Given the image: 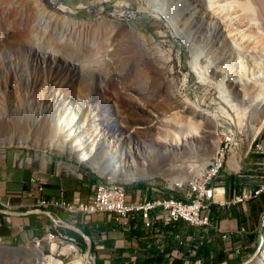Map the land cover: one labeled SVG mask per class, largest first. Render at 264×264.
<instances>
[{"label": "rangeland", "instance_id": "374dc122", "mask_svg": "<svg viewBox=\"0 0 264 264\" xmlns=\"http://www.w3.org/2000/svg\"><path fill=\"white\" fill-rule=\"evenodd\" d=\"M38 1L44 6V1H46L57 10H50L45 6L46 11L44 12L40 9L42 8L40 5H34V0H0V78L4 80L7 77L6 74L2 73L3 71H14L18 80L22 81L36 64L44 68L51 65L53 69H57L55 66L61 64V55L67 62L66 65L63 64V67L67 66L72 69L70 62L76 61L75 63H78L77 72L73 77L77 76L72 79L71 74L69 76L65 75L63 72L65 69H61L59 72L54 71V74L49 72L43 74L37 71L38 81L34 87L24 89L20 84L19 87L17 85L16 90L10 89L12 95L2 94L3 97H0V146L21 147L63 156L91 170L97 179L105 178L100 169L82 163L73 153L58 148H50L48 146L50 143H47L52 137H48V131L30 125L27 119L29 113L41 114L45 104H50V113L64 119L68 116V113L65 114L68 111L66 109L67 104H65L66 101L68 103V96L77 101L92 103L93 101H90L87 92L80 91L82 85L78 86L77 83V80L83 79V83L87 80L86 82L91 83L94 89L96 102L93 103L98 106L108 105L120 120L119 132L127 136L124 149L132 150V153L134 152L133 156H135V158L130 159L133 162L127 160L126 164L130 166V164H135L137 161L138 166H145L151 172L157 170L159 173L134 181L123 182L116 179L113 181L124 185L126 192L141 191L148 195L149 193H163L174 194L178 197L182 196L187 190L188 184L202 174L211 155L215 152L213 147L215 138H212L211 133L208 134L209 137L207 138L201 134L203 137L200 135L202 137L198 139L200 142L194 143V148L192 147L191 150H184V153L182 152L172 158L167 157L160 162L157 160L156 163L150 165L147 158L143 159V157H146L147 151V153L155 154L156 145L153 142L156 137L161 135H156L155 131H143L138 127L143 124V116L152 115L153 113L160 114L163 112V108L169 109L170 99L167 97L166 84L163 83L162 86L163 81L156 77L157 71L154 64L141 59L139 53L134 50L135 48H142L152 58L157 59L160 54L167 57L166 72L172 80L178 98L185 105L217 117L216 127L213 128L209 125L207 130L215 131L216 138H218L216 133L228 132L232 135L229 147L231 150L234 148V152L230 154L228 165L224 166L223 170L212 181V185H224L227 190L230 187V191H242L255 188L261 182L264 162L260 155L253 151L252 142L254 139L264 142V127L250 142L252 122L257 117V114L255 116L256 111L251 107L249 101L233 98L226 90L202 82L193 67L194 54L209 56V58L213 52L220 54V49L224 48L219 45L225 43L226 38L219 36L217 39H210L208 36L204 42L200 44L196 42L194 47V44L189 45L184 39L182 40L176 36L170 27V21L167 19V15H171V11H173L176 22L183 18L189 24H200L199 19L207 9L209 0ZM258 2L259 0H233L231 5L232 9H236V12L241 13L240 16L243 20L245 19V22L252 24L255 36L261 38L264 34V12ZM202 26L204 29L206 28L205 24ZM192 30L195 31L196 28H192ZM208 33L210 35L211 31ZM33 48H44L51 53L46 57L47 63H43V58L35 55L36 52ZM127 48H129V51ZM225 50L223 52L225 54L224 60L227 59L231 65H229L231 74L237 75L236 73H240L239 69L241 67L234 65L232 63L233 56L229 57L227 54L233 51V48H230L228 43ZM108 55L112 58V68L115 66L113 69L115 73L113 74L110 67L107 66L108 61H105ZM221 57L223 55H220ZM235 57H237L236 53ZM261 60L259 62V72L264 74V58H261ZM142 65H145V67ZM245 66L243 69L247 71H250L248 70L250 67L253 68L250 64ZM144 68L146 69L144 70ZM113 77L115 80H113ZM125 87L140 93H137L138 95H135V98L120 95L118 91ZM165 93L166 95H164ZM132 100L140 102L146 112L138 114L133 111L132 106H128L129 103H132ZM92 108H94V105ZM185 115L186 117L182 121L186 124L185 127L193 125L192 115L188 113ZM78 116L83 120V115ZM82 120L81 122H83ZM97 130L101 132L100 129H94V133L91 135V131L88 130L86 125H83L79 132L87 142L90 140L92 142L94 136L98 135ZM191 130L195 131L194 129ZM191 130L186 129L181 133L192 132ZM105 132L111 135L112 138H118L111 129L108 131L102 130L103 134ZM179 133H176L175 137ZM120 149L117 152L121 151ZM117 154H114L115 158L109 160L110 162L106 161V168L112 169L113 166H124L125 161H122L120 157L122 153ZM234 155L236 163H238L237 169L232 166ZM250 159L251 162H258V164L248 165L247 161ZM106 163L99 166L103 168ZM180 177H184L182 185H171L172 178L178 179ZM233 178L236 180V188L232 183ZM263 218L264 213L262 214L261 224ZM51 226L50 233L54 236L53 241L45 238L47 234L45 236L38 234L36 237L33 235L31 237H18L16 240L12 239L9 242L1 240L0 245L12 247L32 246L46 257L54 256L64 264H76L75 261L79 256L84 257V241L70 240L71 237L66 232L58 230L53 222H51ZM255 240L258 246L261 240V227ZM53 243L60 245V249L56 252L52 249ZM68 244H74L78 248L79 255L76 253V255L65 254L62 248ZM263 248L264 242L259 254L248 264H254L261 256ZM0 250L7 251L8 249L0 248ZM255 250L256 248L254 250L242 248L239 254L241 258H237L238 263L248 260ZM23 252L20 254L0 253V264H36L32 255L25 250ZM47 263H49V260H47ZM92 264H97L96 254ZM205 264L216 263L208 260Z\"/></svg>", "mask_w": 264, "mask_h": 264}, {"label": "bare ground", "instance_id": "6f19581e", "mask_svg": "<svg viewBox=\"0 0 264 264\" xmlns=\"http://www.w3.org/2000/svg\"><path fill=\"white\" fill-rule=\"evenodd\" d=\"M232 1L233 0H209L207 9L204 11V13L201 15L199 19L201 21L200 24H192V23L189 24L183 18H180V21L176 22L174 20L175 14L173 11H171L172 12L171 15L170 14L167 15V19L168 21H170V27L175 32L176 36L181 38L182 40L184 39L185 42H187L189 45L194 44V47L196 42L200 44L204 42V40L207 39L208 36L210 39L212 38L217 39L219 38V36L226 38V42L225 43L223 42L219 45L221 46V48H224V49H220L221 52L220 54L213 52L210 58L209 56L205 57L202 55H198L197 53L194 54L195 56H193V67L195 68L196 70L195 72L198 74L199 79L202 82L206 84L214 85L217 88H220L221 90L223 89L226 90L228 94L233 98H240L242 99V101L250 102L251 107H253L254 110L256 111L255 116L257 114L256 119L252 122L251 139H250L251 142L254 139V137L264 127V74L259 72V62L261 58H264V34H262L261 38L255 36V34L253 33L254 30L252 29V24H249L250 22H245L244 21L245 19L243 20L242 16H240L241 13L239 12L240 13L239 14L238 12L235 11L236 9H232L233 8L231 5ZM258 3L260 8L263 9L264 12V0H259ZM35 4L40 5L42 7L40 8L42 11L43 10L44 12L46 11L43 4L40 3L38 0H34V5ZM203 24L206 25L205 29L202 26ZM192 28H196V30L193 31ZM213 29L214 31H212ZM210 31L211 34L209 35L208 32ZM228 43L230 44V48H233V51H230L227 54L229 55V57L233 56L232 58L233 60L232 59L231 60L234 65L241 67V69H239L240 73H236L237 75L231 74V69L229 68L231 65L228 63L227 59L224 60L225 54L223 52L226 51L225 48L226 45H228ZM128 49L129 48H127V50ZM134 50L139 53L140 55L139 57L141 59L145 60L148 63L154 64V68L157 71V72L155 71L157 73L156 77L159 80L163 81L161 83L162 86L163 83L166 84L167 97H169L168 99H170L169 109L163 108V112L160 114L153 113L152 115L150 114L148 116H143L142 119L143 124L142 126L138 127V129H141L143 131H149V132L155 131L156 135H161L156 137V140L153 142V144L156 145L154 150L155 154L147 153L148 152L147 151L145 155L146 157H143V159L147 158L150 165L152 163H156L157 160L160 162L161 160L166 159L167 157L172 158L174 156L181 154L182 152L184 153V150L187 149L191 150L194 143L200 142L198 140L199 137L202 138L204 136L207 138L209 137L208 134L210 133L212 135V138L213 137L215 138V140L213 141V147L214 150L216 151L219 144L218 138L215 137V131H209L207 130V128H209V125H211L213 128L216 127L217 117L209 113L200 112L197 109L189 108L178 98V95L174 90L175 87L173 88L172 80L170 79V76L166 72L165 66L167 63V57L160 54L159 57L156 59L148 55V53L142 48H137V49L135 48ZM34 51L36 52L35 55L37 57L43 58V63H47L46 57L47 55H51V53H49L44 48L41 49L35 48ZM235 53L237 57H235ZM220 55H223V57L220 58ZM60 58H61V64H59V66L58 65L55 66V68L57 69H53L51 65H47V64H46L47 66L45 65L46 66L45 68L41 67L39 64H36L34 65V67H32L31 71H29L28 73L26 72L28 76L23 78L22 81L18 80V77L14 71L12 72H8L6 70L5 72L3 71L2 73L6 74L7 77L4 80L0 78V93H1L0 97H3L2 94L12 95L10 89L16 90L17 85L19 87L20 84L24 87V89H28V88L30 89L32 86L34 87V85L38 81L37 71H40L43 74H45V72L54 74L53 73L54 71L59 72L61 71V69L63 70L65 69L63 71L65 75L69 76V74H71L72 75L71 78L75 79L77 75L75 77H73V75H75V73L77 72L76 69H78L77 67L78 63H75L76 61L70 62L73 68L69 69L67 66L63 67V64L65 65L67 64V62L65 61L66 59L64 57L62 58V55ZM111 60L112 58L109 57L108 55V58H106L105 61H108L107 66L110 67L113 74L115 73L113 71L115 66L114 68H112ZM246 64H250L253 68L250 67L248 69L250 71L243 69V67ZM145 65L142 66L145 67ZM245 67L247 68V66ZM110 69L108 68V70ZM145 69L146 68H144V70ZM82 80H77L78 86L82 85L80 86L82 88L80 89V91L83 90L87 92V94L90 96V101L96 102L94 89L91 83L89 84V82H86L87 80H85L86 84H84L85 82L83 83ZM113 80H115L114 77ZM118 92L120 95H125V97L131 96V98H135L136 97L135 95H138L137 93H140V92H136V90H132L130 88L128 89L126 87L124 89L121 88ZM166 93L164 95H166ZM142 99L140 100L142 101ZM67 100L68 103L66 101L65 104H67L66 109L68 111L65 114L68 113V116L64 117V119L60 118V116L57 117L56 115L54 116L53 113H50V104H45V106L43 105L44 110L41 111V114L40 113L28 114L27 119L30 125L32 126L35 125L39 128L46 129L49 133L48 137L49 136L52 137L51 140L49 138L50 141L47 143V144L50 143V145H48L50 148L52 149L58 148L73 153L82 163L100 169L102 175L108 180L116 179L119 181L127 182V181L144 179L146 177H151L154 176L155 174L157 175L159 174L157 170L151 172L148 167L138 166L137 161H136L137 163L135 162V164L129 163L130 166L126 164L127 160L129 162H133V160L131 161L130 159L135 158V156H133L134 152L132 153V150L130 149L129 150L124 149V146L126 144L125 139L127 136L119 132L120 120L118 119L117 116H115V114L111 111L108 105L98 106L95 105L93 102L92 104L89 103L88 101L87 102L77 101L73 99L71 96H68ZM131 102L132 103H129L128 106H132L131 108L133 111H135L138 114L146 112L145 108H143V105H141L140 102L133 100ZM93 105L94 108H92ZM150 111L152 112L151 109ZM104 112H106V114H104ZM94 113L96 114L95 116L93 115ZM186 113L191 114L192 115L191 119L194 120V124L188 125L187 127H185L186 124L182 122L184 117H186L185 115ZM80 114L83 115V120L81 117L78 116ZM181 114H183L184 116ZM81 120L83 122H81ZM83 125L87 126L88 130L91 131L90 132L91 135L94 133L93 132L94 129L95 130L100 129L101 132L97 130L98 135L94 136L92 142H90L91 141L90 140L89 143L87 142V140L84 139L82 134H80L79 132ZM104 129L105 131L111 129L118 136V138L117 139L112 138V136L106 134V132L105 134H103L102 130ZM186 129H189V131L191 129H194L195 131L191 130L192 132H187L184 134L181 133V131L184 132ZM178 132H180L179 135L175 137V134ZM166 134L167 136H165ZM250 142H249V147H250ZM118 149L121 150L119 151L122 153L120 157L122 161H125L126 165L124 164V166L122 165L120 167L113 166L112 169L106 168L107 166L106 161L110 162L111 159H114L115 158L114 154L115 153L119 154V152H117ZM236 162H237L236 157L234 155L232 157V166H234L235 169H237ZM104 163H106L105 167L101 168L102 166L99 165ZM183 181H184V177H180L178 179L172 178L171 185L173 184L182 185ZM7 247L8 246L6 245H0V248L8 249ZM52 249L54 252H56L60 249V245L58 243H53ZM23 250L27 251L30 255L33 256L36 264H64L54 256H48V257L44 256L35 247L28 246V247H24ZM62 251L65 252V254L67 255H72L75 253L79 255L78 248L74 244L66 245L65 247L62 248ZM47 260H49V263H47ZM92 261L93 258L90 257L89 264H92ZM75 262L76 264H84V257L79 256ZM254 264H264V248L261 256L258 257V259L254 262Z\"/></svg>", "mask_w": 264, "mask_h": 264}, {"label": "crops", "instance_id": "0c3cea01", "mask_svg": "<svg viewBox=\"0 0 264 264\" xmlns=\"http://www.w3.org/2000/svg\"><path fill=\"white\" fill-rule=\"evenodd\" d=\"M251 161L247 164H258ZM98 182L91 170L66 157L0 146V197L8 201L13 212L36 208L40 198H62L69 202L79 198L86 202L94 194ZM232 183L236 188L235 178ZM224 189L225 199L241 192L230 191V187L227 190L225 186ZM126 193L129 202L156 195L141 191ZM212 212L217 227L207 231L181 221L166 225L163 220H156L150 229L141 220L126 228L101 214L94 215L83 229L92 240V250L99 247L95 249L97 264H189L193 246L197 249V257L203 258L205 263L211 260L217 264L241 258L242 248H257L255 237L261 227L264 195L244 206H213ZM240 227L247 233L238 234ZM51 228V220L41 214L7 216L0 213V241L38 234L45 236ZM180 240L186 245H180Z\"/></svg>", "mask_w": 264, "mask_h": 264}, {"label": "built area", "instance_id": "2783aa9c", "mask_svg": "<svg viewBox=\"0 0 264 264\" xmlns=\"http://www.w3.org/2000/svg\"><path fill=\"white\" fill-rule=\"evenodd\" d=\"M216 136L219 141L217 150L211 155L202 174L188 184L187 190L180 197L174 194L158 193L153 197H143L129 202L126 200L127 193L124 185L102 178L97 183L94 194L86 202L79 198L71 202L62 198H40L36 202V208L49 211L57 217L63 215L65 217L63 220L81 228L88 225L94 215L101 214L108 221L126 228L132 227L137 220H141L143 225L150 229L156 220H163L166 225L181 221L187 226L206 231L216 229L213 206H244L249 201L264 195V172L261 182L255 188L244 189L230 199H225L224 186L212 185V181L224 166L228 165L229 156L234 152V148L231 150L229 147L232 136L230 133H216ZM252 146L253 151L259 154L264 162V142L254 139ZM0 209L11 210L8 201L2 197H0ZM243 233L246 234L247 230L240 227L238 234ZM45 238L49 241L54 240L51 233H48ZM70 240L73 239L70 238ZM178 243L186 245L182 240ZM98 248L95 246L92 250V258L95 257V249ZM196 251L195 246L190 248L189 264H205L203 258L197 257Z\"/></svg>", "mask_w": 264, "mask_h": 264}, {"label": "water", "instance_id": "95a60500", "mask_svg": "<svg viewBox=\"0 0 264 264\" xmlns=\"http://www.w3.org/2000/svg\"><path fill=\"white\" fill-rule=\"evenodd\" d=\"M0 213L5 214L7 216H14V215L24 216V215H32V214H41V215H44L47 218H49L51 220V222H53L57 227L63 228L65 230L73 231L74 233L78 234L82 238V240L84 241V244H85L84 264H89V260H90L91 252H92V240H91L90 236L88 234H86L81 228L76 227V226L66 222L65 220L61 219L60 217L55 216L54 214H52L49 211L38 209V208H34V209H31V210H28L25 212H18V213L13 212L11 210L0 209ZM263 242H264V218H263L262 224H261L260 244L257 246L256 250L254 251V253L252 254V256L248 260H246L242 263H239V264H248L254 257H256L259 254L260 250L262 249ZM7 248H8V251L0 250V253H7V254L24 253L23 252L24 247L8 246Z\"/></svg>", "mask_w": 264, "mask_h": 264}, {"label": "trees", "instance_id": "16d2710c", "mask_svg": "<svg viewBox=\"0 0 264 264\" xmlns=\"http://www.w3.org/2000/svg\"><path fill=\"white\" fill-rule=\"evenodd\" d=\"M44 4H45V6L48 8V9H50V10H57L54 6H51L48 2H46V1H44ZM72 17H74V18H76L74 15H71ZM60 216V218H64V216L63 215H59ZM78 226V225H77ZM110 226V225H109ZM79 227V226H78ZM79 228H81V227H79ZM58 230H60V231H64V232H66L67 234H68V236L69 237H71L72 239H74L75 241H82V238L78 235V234H76V233H74L73 231H70V230H65V229H63V228H60V227H58L57 228ZM86 234H88L87 233V231H85L83 228H81ZM89 235V234H88ZM85 245V244H84ZM239 262V260L238 259H234V260H223V261H219L217 264H239L238 263Z\"/></svg>", "mask_w": 264, "mask_h": 264}]
</instances>
